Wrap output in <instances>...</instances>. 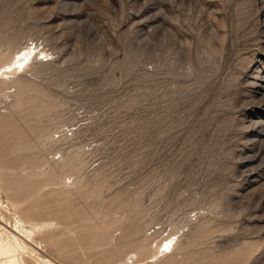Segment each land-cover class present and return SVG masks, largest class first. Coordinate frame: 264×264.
Segmentation results:
<instances>
[{
	"label": "rangeland",
	"instance_id": "374dc122",
	"mask_svg": "<svg viewBox=\"0 0 264 264\" xmlns=\"http://www.w3.org/2000/svg\"><path fill=\"white\" fill-rule=\"evenodd\" d=\"M26 43L0 71V264H264V0H0V66Z\"/></svg>",
	"mask_w": 264,
	"mask_h": 264
},
{
	"label": "bare ground",
	"instance_id": "6f19581e",
	"mask_svg": "<svg viewBox=\"0 0 264 264\" xmlns=\"http://www.w3.org/2000/svg\"><path fill=\"white\" fill-rule=\"evenodd\" d=\"M30 46H31V44L26 43L25 45L17 48L13 52V54L10 57L9 61L7 63L3 64L2 66H0L1 75L3 77L4 76L5 77H9L12 74H14L17 70H18V72L19 71L24 72L26 70V68H28L30 66L31 63L30 64L28 63L26 65V62H28L27 60L32 58V56L35 53L33 50H35V48H36V46H31V47ZM42 52H43V55L46 56V53L44 51H42ZM42 52H40V53H42ZM36 53H37V51H36ZM0 203H2L1 199H0ZM12 226L17 230V233L14 232V230H15L14 229V230H12V232H9V236H7V237L9 239H11L15 243V245L17 247L26 248L28 246L27 243L29 242L27 240V238H28L29 235H33L35 233L36 226L35 225H31L29 227H26L23 224V222L20 221L19 219H17L16 217H14V221H13V225ZM174 236L175 235H173V234H169V235L167 234V236L164 239L161 238L162 241L158 245V248H160V249H158V248H156L157 250L154 249L155 251H152L151 255L149 257L156 258L157 254L159 252L160 253L163 252V253H165L164 255H166L167 258H173V256H174L173 253H174V248H175L174 245H175V242H176ZM31 240H33V238ZM132 257H131V259H132ZM153 260H155V259H153ZM131 263H132V260H131ZM51 264H52V262H51Z\"/></svg>",
	"mask_w": 264,
	"mask_h": 264
},
{
	"label": "built area",
	"instance_id": "2783aa9c",
	"mask_svg": "<svg viewBox=\"0 0 264 264\" xmlns=\"http://www.w3.org/2000/svg\"><path fill=\"white\" fill-rule=\"evenodd\" d=\"M73 132H74V124L63 122L54 132L53 138L56 140H59L60 138H63V137L67 138L73 135L72 134ZM62 152L63 150L61 149L49 150V154H48L49 160L50 161L56 160V162L59 161V159H61L60 156Z\"/></svg>",
	"mask_w": 264,
	"mask_h": 264
}]
</instances>
